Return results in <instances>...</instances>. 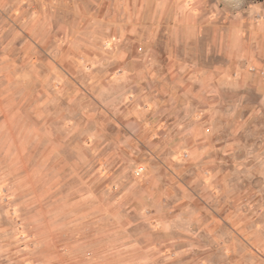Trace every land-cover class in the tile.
Here are the masks:
<instances>
[{"label":"rangeland","instance_id":"374dc122","mask_svg":"<svg viewBox=\"0 0 264 264\" xmlns=\"http://www.w3.org/2000/svg\"><path fill=\"white\" fill-rule=\"evenodd\" d=\"M0 264H264V0H0Z\"/></svg>","mask_w":264,"mask_h":264},{"label":"built area","instance_id":"2783aa9c","mask_svg":"<svg viewBox=\"0 0 264 264\" xmlns=\"http://www.w3.org/2000/svg\"><path fill=\"white\" fill-rule=\"evenodd\" d=\"M141 170H142V168H139V169H138V171H141Z\"/></svg>","mask_w":264,"mask_h":264}]
</instances>
